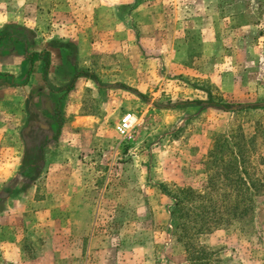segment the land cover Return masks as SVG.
Here are the masks:
<instances>
[{
  "label": "rangeland",
  "instance_id": "374dc122",
  "mask_svg": "<svg viewBox=\"0 0 264 264\" xmlns=\"http://www.w3.org/2000/svg\"><path fill=\"white\" fill-rule=\"evenodd\" d=\"M136 7L140 10L134 12ZM215 21L217 50H205L201 29ZM74 23L79 33L89 34L91 44L71 41L77 34ZM12 25L28 29L31 39L28 48L21 44L17 50L1 38L0 66L5 53L48 52L45 74L38 69L41 59L31 75L22 69L17 76L0 72L1 89L28 84L18 95L0 90L8 105L0 113L15 122L13 127L0 124L1 163L15 154L12 176L0 190V212L34 185V199H46L38 209L42 230L29 225L26 236L34 264H202L197 251L206 264H264V108L235 109L264 105V0H0V32H14ZM175 52L192 72L172 73L167 65L174 61L155 59ZM52 60L55 70H49ZM15 61L18 72L24 60ZM58 65L74 68L73 76ZM209 70L218 75H205ZM28 94L49 104L40 114L43 123L58 120L54 132L49 129L51 137L45 138L35 123ZM210 98L231 108L213 106ZM126 113L134 120L123 137L116 126ZM83 114L105 118L70 123ZM30 118L37 135L25 138ZM223 136L247 145L240 168L263 185L253 194L254 213L243 222L230 219L197 234V214L187 210L189 241L180 240L173 201L159 185L175 194L187 187L209 191L208 175L218 179L221 168L218 153L209 167L207 162ZM210 197L218 203L219 194ZM59 230L63 237L55 242ZM60 245L64 252L54 255ZM34 246L53 252H37Z\"/></svg>",
  "mask_w": 264,
  "mask_h": 264
},
{
  "label": "crops",
  "instance_id": "0c3cea01",
  "mask_svg": "<svg viewBox=\"0 0 264 264\" xmlns=\"http://www.w3.org/2000/svg\"><path fill=\"white\" fill-rule=\"evenodd\" d=\"M138 10H140V7L134 8L133 11L137 12ZM80 22H81V20H80ZM74 26H75L74 30L77 34H76V36L72 35L73 37H71V41L74 43H77L79 45H85L86 43L91 44L92 39L89 38V34L87 33V36H85V34L83 32L79 33L80 27H78V25L75 23H74ZM141 27L142 26H138V28H141ZM23 28H25V27H23ZM126 29L128 30V28H126ZM188 29H191V28H188ZM75 32L73 34H75ZM135 32H136V30H135ZM190 33H192V32L191 31L187 32V34H190ZM155 34L157 36H159V32H156ZM155 34H154V37H155ZM9 35H12L10 40H8L7 38L2 39L3 45L8 46L9 48L16 47L17 50L21 44L25 45L24 41H20V40L16 39L15 37H13V35H15L14 32L9 33ZM29 36L31 37V34ZM29 36L27 38H29V41H30L31 38ZM87 37H88L89 41L88 40L86 41ZM200 37H201L200 42L203 43L205 50H208V48H209V50H212V48H214V51L217 50V46H218V21H215L212 23L210 22L207 25H205L204 27H202L201 32H200ZM127 38L129 40H134V43H136V44L138 43L137 37H134V39H132L131 36L127 37ZM25 39L26 38H24V40ZM139 41H140V38H139ZM196 41L199 42V38H197ZM123 43L125 44L127 42L124 40ZM46 49L49 52H53V50L51 49L50 46L47 47ZM5 54H9V55H6V59H7L6 62H3V64H1L0 72H4L8 75L12 74V75L17 76L20 73L21 69L25 73L28 71L29 64H28V62H26V56H27L26 53H24L20 56H18L14 52L5 53ZM179 54L180 53L175 52L174 56L171 58L158 54V55H156L155 59L156 60L159 59L158 61H163V60L174 61V62H170L167 65L168 71L172 70L171 71L172 73H176V72L177 73H187L186 70H189L192 72L193 68H186V67L184 68L180 65V63H182V62H180L178 60V59H180ZM202 57L204 58L203 55H202ZM15 59L17 60L19 65H20L21 61L24 60V62L22 63L23 66L20 69L18 68V72L15 71V68H16ZM40 66H42V65L40 64L38 66V69L40 68V70L42 71V67H40ZM55 68H56L55 62H53V60H52L51 65L49 67V70H52V69L55 70ZM61 68L62 69L64 68V70H66V73L69 75L68 77L73 76L74 68H71L70 66H66V65H62V66L58 65V69H61ZM38 69L34 68V70L32 69L33 71L30 70L29 75L33 74V72L37 73ZM63 73H65V72L63 71ZM62 75H64V74H62ZM80 75L81 74H78L79 77H80ZM205 75H211V76L215 77L218 75V70H209ZM9 76L7 78H9ZM220 79L222 81L221 77H220ZM62 80L64 83H66V82H68L69 78L65 79L62 77ZM27 85L28 84L22 85L20 87L17 86V88H15L16 84H12L11 86L9 85V86L2 87V89L0 88V90H2V92H4V90L7 91V90L13 89V92L16 95H18L20 92L19 89L21 90V92H25V90H26L25 88ZM35 97L33 96L32 100H31L29 94L27 96V98H30L29 99L30 101H28V106L30 108L31 104H32V112H33L32 117H34L33 119H35L36 121L32 120V118L29 119L28 127H30V128L24 130L23 137H25V138H27V136L29 138H33L37 135L36 126H32V124L34 123V121H35V123H37V122L43 123L42 116L40 114H42V113L46 114V111L50 109V107H48L49 104H47V103L44 104L43 100L41 99L42 96L41 97L39 96V99L41 102H39V101L37 102ZM3 104H5L6 107L8 106L6 104V101L4 99L0 98V107H2ZM55 105H58V103H55ZM62 107H63V105L61 104V109H62ZM1 114L2 113H0V124H2V125L3 124H8V125L11 124L12 127L15 125V122L13 119L11 120L9 118V116H6V114L5 115H3V114L1 115ZM74 118L75 119L70 122L71 124H80L81 123V124L85 125V124L92 123L95 121L96 122L101 121V119H104L105 117H96V116L90 115V114H83L80 116L79 115L75 116ZM47 122H48V129H50L51 131L54 132V128H56L54 126V124H58V120L57 121L55 120V123L52 125H51L52 121H47ZM40 130L43 131V133L45 132L43 134V135H45L44 136L45 138L49 137V135H47V130H45L42 127L40 128ZM40 147H39V149H40ZM41 154L46 156L48 154V151H44V152L41 151ZM7 155L9 156L8 153H7ZM23 155H25V153H23L21 156H23ZM14 156H15V154H14V150H13L12 153L10 154V159L9 158L6 159V163H1V161H0V190L4 186L7 185L10 177L12 176L11 172H13V169H12L13 165L10 162H11V159L14 158ZM9 172H10V174H9ZM34 193H35V185L30 190L28 189V191L26 193L12 198L11 202H9L7 204V207L4 208V210L2 212H0V264H34L35 259L34 258L32 259L27 254L26 236H27L28 232L30 231V229L28 228L29 225L35 226L36 228H39L41 226V230H42L43 225H41V223L39 221L44 220V219H41V216L43 213L41 214V212L38 209L40 207L43 208L44 202L46 201V199L44 200V198L38 199V200L34 199ZM32 210H34L35 213ZM28 211L33 212V213L30 214V213H28ZM58 217H61V216L55 215L54 218H56V220H57V219H59ZM29 220H32V221L29 223ZM55 230L57 232L58 228L55 227ZM55 235L56 236H54V240L56 242V240L63 237L62 236V230H59L58 235L57 234H55ZM55 242H54V244H56ZM35 248H36L37 252H46V254H47V252H53L54 251V253H53L54 255H57V252H60V250H61V253L64 252L63 250H65V247L63 248L62 245H60L59 247L55 246V248H53V251L51 249L47 250V247H45V248L35 247ZM89 248L91 249V246L90 247L87 246L88 255L91 251ZM28 250L31 251L32 248H29ZM67 251H69V250H67ZM73 251L75 253L77 252L75 249L71 250V252H73ZM40 257L41 256L37 257L38 260L40 259ZM45 258H46V255H45ZM89 260L90 259H88V261ZM46 261H47V258H46Z\"/></svg>",
  "mask_w": 264,
  "mask_h": 264
},
{
  "label": "trees",
  "instance_id": "16d2710c",
  "mask_svg": "<svg viewBox=\"0 0 264 264\" xmlns=\"http://www.w3.org/2000/svg\"><path fill=\"white\" fill-rule=\"evenodd\" d=\"M11 28L15 30V35H13V37L20 41H24V44H26L27 46V42L29 41V38H27L28 31L23 27L17 25H12ZM0 33V39H11L12 35H9L6 30H3ZM24 38L26 39L24 40ZM26 48H28V46ZM39 59H41L43 62V74L46 73L48 66L47 51H43L42 53L33 52L31 54H27V61L29 63L28 73L33 67L35 61ZM78 74L82 73H76L75 76H77ZM70 87L71 85H68V88ZM186 103L202 104V101H188ZM208 103L213 106L223 107L224 109L231 108L230 105L228 106L225 104L217 103L213 101L212 98L209 99ZM256 108H264V105L258 103L235 105L236 110ZM231 137H218V141L214 143V147L210 152L211 159L208 160L207 166L209 167V163H213V159L217 157L218 153V166L221 168L218 169V179L215 174L208 175L207 188H209V191L207 190L206 192L201 193L196 189L187 187L177 189L178 194H175L169 193L162 184L159 185L161 191L168 197H170V199L173 201L171 216L172 221L174 222V227L180 228V231L176 232V236L178 239L181 240V238H186L189 241V234L186 230V225L189 220L187 216L189 215L186 212L190 209L192 210V212H195L197 214L194 215L196 216V218H193L194 222H196L194 226L197 228V234H200L204 231L209 232L212 229L217 228V226L219 228L222 224L228 222V220L230 219L243 222L246 219V216H249V218L252 217V214L255 210L253 194L255 192H258L259 187H262L263 185L259 183L257 179H250L249 173L245 171V169L240 168L241 164H244L245 162L244 151L247 145L240 144L237 141H233V137ZM223 154H225L226 157L223 156ZM212 193L219 194L218 203L214 202L210 197ZM191 200L196 201L192 202ZM210 212L216 214L209 215ZM209 221L214 222V225H207ZM188 243L192 244V242ZM202 253L203 252L201 251H197L194 256H197L201 260L202 264H206L207 259H201L203 255Z\"/></svg>",
  "mask_w": 264,
  "mask_h": 264
},
{
  "label": "built area",
  "instance_id": "2783aa9c",
  "mask_svg": "<svg viewBox=\"0 0 264 264\" xmlns=\"http://www.w3.org/2000/svg\"><path fill=\"white\" fill-rule=\"evenodd\" d=\"M133 120L134 116L131 113H126L125 115H123L116 126L117 133L123 137L127 135L128 131L132 128Z\"/></svg>",
  "mask_w": 264,
  "mask_h": 264
},
{
  "label": "water",
  "instance_id": "95a60500",
  "mask_svg": "<svg viewBox=\"0 0 264 264\" xmlns=\"http://www.w3.org/2000/svg\"><path fill=\"white\" fill-rule=\"evenodd\" d=\"M36 124L39 125L40 127L44 128L45 130H47V131H48V135H49V137H51L52 133H51V131L48 129V124H46V123H42V122H37ZM28 128H30V127H27V129H28Z\"/></svg>",
  "mask_w": 264,
  "mask_h": 264
}]
</instances>
